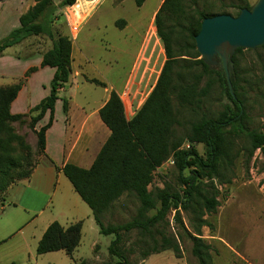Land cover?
<instances>
[{
	"label": "trees",
	"instance_id": "trees-1",
	"mask_svg": "<svg viewBox=\"0 0 264 264\" xmlns=\"http://www.w3.org/2000/svg\"><path fill=\"white\" fill-rule=\"evenodd\" d=\"M74 1L58 0V3H55L54 0H34V4L20 15L19 26L0 39V54L5 48L31 35H44L51 42V47L43 53L41 62L42 66L54 68L49 83V94L27 112L28 114L36 112L31 117L32 124L42 119L46 112L49 113L47 122L37 131L36 145L41 154L45 146V131L53 120L54 103L58 98L57 87L69 84L72 74L71 36L69 30L70 38L60 34L55 28V23L60 18L66 22L61 9L72 5ZM144 1L133 0L136 7H140ZM228 5L236 9L235 15L241 8L251 6L247 0L230 1ZM220 13L229 12L219 9L210 13L204 0H164L155 14L154 25L163 42L166 61L155 86L143 105L129 119L125 117L119 95L111 91L109 99L99 109V116L111 133L92 165L84 169L66 163L62 167L64 175L75 191L92 210L99 233L114 234L108 246V254L117 260L105 264H131L127 255L130 247L123 245L124 235L131 231H135L136 244L141 250L139 264H142L149 255L165 250H171L176 258L182 257L177 236L166 231L165 227L168 225L166 214L170 209H174V221L182 225L179 209H185L195 195L199 197L204 211L208 213L215 211L219 205L218 191L211 181L217 175V166L225 154L224 146L228 133L245 134L249 139L247 161L258 149L264 166V133L246 126L245 120L248 115L234 73H229L231 92L222 66L221 72L209 69L195 49L194 37L200 29L202 19ZM174 26L182 27L185 32L184 39L187 40L186 45L192 51L187 56L197 58L192 60L191 64L199 67V71L191 75L192 81L178 85L172 82V63L183 54L175 53L172 48L171 34ZM257 48H264V44ZM243 50L245 49L237 48L232 60L234 61L236 53ZM211 73H217L223 101L222 109L215 117L203 114L198 120L193 121L185 139L174 136V127L179 125L180 121L177 111L173 108L172 97H175L181 106H192L198 97L206 94L210 85L208 76ZM202 78L206 80L204 85L198 88ZM87 80L104 86L98 79ZM19 88L20 83L0 86V131L7 128L9 121L19 120L25 116L10 112V103L16 97ZM62 110L64 113L67 111L66 100H63ZM197 143L204 146L202 154L195 148ZM169 158H172L179 173L181 192L149 190L153 172ZM8 165L20 167L22 170L16 177L5 180ZM34 166L35 164H32L24 169L22 164L16 163L13 158L0 159V199L10 184L15 180L27 178ZM209 182L212 185L211 189L208 187ZM124 193H132L138 199L140 205L136 215L122 224H104L101 214ZM156 202L159 203L158 206ZM150 210L155 212L149 215ZM80 225V222H77L63 227L57 221L51 222L37 243L36 254L63 250L71 255L80 240ZM198 235H200L198 232L196 235H188L191 241V254L197 259L198 264H213L212 246ZM75 264L86 263L81 261Z\"/></svg>",
	"mask_w": 264,
	"mask_h": 264
},
{
	"label": "rangeland",
	"instance_id": "rangeland-1",
	"mask_svg": "<svg viewBox=\"0 0 264 264\" xmlns=\"http://www.w3.org/2000/svg\"><path fill=\"white\" fill-rule=\"evenodd\" d=\"M54 1L58 3V0ZM204 1L210 13L217 12L219 9L232 15L236 13V9L228 5L230 1L236 0ZM107 2L109 7L108 4H103ZM198 6L201 5L198 4ZM142 11V8L135 6L133 0H102L92 12V17L97 14L89 24H83L74 40L69 37L67 24L62 18L55 23L56 30L71 39L74 65L77 64L79 73L83 68L86 77L103 78L109 70L105 67V63L118 61L119 68L117 69L123 73V91H128L125 97L126 108L130 103L135 107L140 105L139 108L143 105L148 93L155 86L166 61L164 45L156 32L155 25L154 23L148 24L149 19L146 15H142ZM124 18L132 22L137 21V30L130 43L127 44L128 50L123 46L118 52L122 40L115 35L112 24L122 26L126 23ZM180 22L183 23L181 20ZM105 24L109 30L108 37L116 48H105L102 29ZM152 31H155L160 39V45L154 48L151 42ZM142 32H145L151 45L145 51L134 54L140 43ZM184 36L185 32L182 27L174 26L171 34L172 48L175 53L183 54L172 63V82L176 85L192 81L191 75L199 71V67L191 64L192 60L197 58L187 56L192 51L186 45L187 40ZM84 64L86 65L83 67ZM212 69L221 72L220 65ZM231 72L235 75L247 111L246 126L264 133V48L245 49L236 53ZM208 79L210 85L206 94L198 97L199 99L194 101L192 106H181L177 99L172 97L173 108L177 111L180 121V124L174 127V136L185 139L193 121L198 120L203 114L215 117L222 109L223 101L217 73H211ZM205 80L206 78L201 79L198 88L204 85ZM86 86L91 90H100L94 84H86ZM87 87L84 91L89 93L91 90ZM61 91L57 92V97ZM35 113H24V117L9 121L7 128L0 131V159L13 158L16 163H21L24 169L37 164L41 156L36 145L37 131L47 121L41 124L40 119L32 124L31 117ZM195 148L200 154L203 153L204 146L201 143L195 144ZM248 150L249 139L245 134L228 133L226 135L225 154L217 166V175L211 181L218 191L217 200L219 201L214 212L204 211L201 208L199 197L195 195L185 209H179L182 225L174 221V209H170L166 214L168 222L165 227L166 231L177 236L182 258L187 264H198L197 259L191 254V241L188 238V235H196V232L200 233L198 236L212 246L213 264H264V166L258 149L247 161ZM169 159L153 172L152 181L148 186L149 190L154 192L156 189H165L168 193L181 192L179 173ZM21 170L20 167L8 165L7 176H4V179L16 177ZM186 172L185 170L184 173ZM19 181L15 180L12 184ZM212 185L209 182L208 187ZM156 204L159 205L158 202ZM139 205L134 194L124 193L101 214V220L104 224L125 223L136 215ZM154 212L155 210H150L148 214L151 215ZM90 238L91 235L88 234L78 251L71 256L72 258L69 256L63 258L59 255L64 254L52 252L36 254V257L39 264H49L50 256L58 260L55 264H75L81 261L86 264H105L114 263L117 260L108 254V246L114 234L98 233L96 240L99 245L96 246L94 252L89 247ZM136 239L135 231L123 237V245L130 247L127 255H129L131 264L140 263L141 250L136 244ZM151 255L154 256L145 264H183L182 261L173 258L174 254L171 250Z\"/></svg>",
	"mask_w": 264,
	"mask_h": 264
},
{
	"label": "crops",
	"instance_id": "crops-1",
	"mask_svg": "<svg viewBox=\"0 0 264 264\" xmlns=\"http://www.w3.org/2000/svg\"><path fill=\"white\" fill-rule=\"evenodd\" d=\"M101 1L99 0L88 12L87 3L82 5L87 15L81 21L76 35L83 24H89L97 14L92 17V12ZM163 1L145 0L140 7H137L142 8V15L148 17V24L154 23L155 14ZM247 1L252 5L256 0ZM33 4L34 0L0 1V39L19 26L20 15ZM103 4H108L109 7L108 2ZM108 10L111 12L109 8ZM124 19L126 23L122 26L112 24L115 35L122 40L118 52L123 46L127 48V44L137 30V21ZM107 27L105 24L102 28L103 41L107 46L105 48H116L108 37ZM151 42L153 48L160 45V39L155 31L151 33ZM149 45L151 44L145 32H142L140 43L134 54L145 51ZM50 47L51 42L44 35H31L5 48L0 54V86L20 83L16 97L10 103L12 114L27 113L49 94V83L54 68L42 66L41 62L43 53ZM71 57V80L69 84L63 86L55 100L53 120L45 131V146L40 159L32 168L30 175L9 186L0 200V264H39L36 246L47 226L53 221H57L63 227L77 222L81 225L80 240L71 255L63 250L52 253L64 254L59 255L63 258L73 256L88 234L91 235L89 247L92 252L99 245L96 240L99 230L92 210L75 191L64 175L62 167L66 163L84 169L92 165L111 133L101 120L99 109L109 99L111 91L117 92L118 95L123 93V73L117 69L119 68L117 60L113 63L107 62L105 67L109 70L105 76L95 78L103 82L104 86L96 85L87 80L91 77L85 76L83 68H81L82 74L77 70V64L74 65L73 60V47ZM86 84H94L100 90L95 91L94 88L91 90ZM86 87L91 90L89 93L84 91ZM63 100L67 102L66 113L62 110ZM139 106L135 107L130 103L127 109L133 111L131 112L133 114ZM48 116L49 113L46 112L39 123L46 122ZM152 256L154 255H149L142 264H145ZM173 258L187 264L182 257L176 258L173 255ZM49 259L51 260L49 264H55V261H58L53 256Z\"/></svg>",
	"mask_w": 264,
	"mask_h": 264
},
{
	"label": "water",
	"instance_id": "water-1",
	"mask_svg": "<svg viewBox=\"0 0 264 264\" xmlns=\"http://www.w3.org/2000/svg\"><path fill=\"white\" fill-rule=\"evenodd\" d=\"M200 59L212 69L219 57L229 90L232 56L237 48L255 49L264 44V0L243 7L237 15L220 13L204 17L194 37Z\"/></svg>",
	"mask_w": 264,
	"mask_h": 264
},
{
	"label": "built area",
	"instance_id": "built-area-1",
	"mask_svg": "<svg viewBox=\"0 0 264 264\" xmlns=\"http://www.w3.org/2000/svg\"><path fill=\"white\" fill-rule=\"evenodd\" d=\"M99 0H75L74 3L72 5L69 6H65L61 9V12L66 20L67 26H68V30H69V34L71 36L72 39L75 38V35L77 33L78 27L81 23V21L83 20V18L87 15L85 9L82 7V5L86 2L87 3V12L90 8H92L95 4L98 3ZM63 88V86H58L57 87V92L61 91ZM128 91H123V93L119 96L123 107H124V113H125V117L126 119H129L130 117H132L135 112L139 109H137L133 114H131V112L126 108V103H125V97L127 96ZM170 163H173L172 158L169 159Z\"/></svg>",
	"mask_w": 264,
	"mask_h": 264
},
{
	"label": "flooded vegetation",
	"instance_id": "flooded-vegetation-1",
	"mask_svg": "<svg viewBox=\"0 0 264 264\" xmlns=\"http://www.w3.org/2000/svg\"><path fill=\"white\" fill-rule=\"evenodd\" d=\"M216 60L218 61V63H217V65H216V66H218V65H220V66H221V63H220L219 57H216Z\"/></svg>",
	"mask_w": 264,
	"mask_h": 264
}]
</instances>
